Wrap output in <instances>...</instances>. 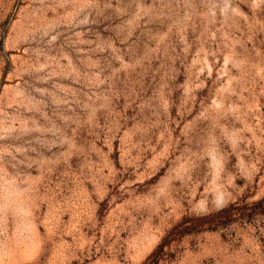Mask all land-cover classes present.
I'll return each mask as SVG.
<instances>
[{"label":"rangeland","instance_id":"374dc122","mask_svg":"<svg viewBox=\"0 0 264 264\" xmlns=\"http://www.w3.org/2000/svg\"><path fill=\"white\" fill-rule=\"evenodd\" d=\"M0 264H264V0H0Z\"/></svg>","mask_w":264,"mask_h":264}]
</instances>
